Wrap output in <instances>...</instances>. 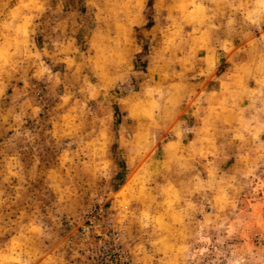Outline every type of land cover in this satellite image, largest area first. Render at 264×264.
Segmentation results:
<instances>
[{"label": "rangeland", "instance_id": "1", "mask_svg": "<svg viewBox=\"0 0 264 264\" xmlns=\"http://www.w3.org/2000/svg\"><path fill=\"white\" fill-rule=\"evenodd\" d=\"M140 1L0 0V264H264V0Z\"/></svg>", "mask_w": 264, "mask_h": 264}, {"label": "crops", "instance_id": "2", "mask_svg": "<svg viewBox=\"0 0 264 264\" xmlns=\"http://www.w3.org/2000/svg\"><path fill=\"white\" fill-rule=\"evenodd\" d=\"M144 1L145 0H141L140 2H137V4L133 5V7H132L133 20L135 22H138L139 24L140 23H144V18H143ZM162 1L163 0H157V2H159L160 5H161ZM196 1L197 0H195V2H194L195 6H197V2ZM202 4H203V2H202ZM191 5H193L192 2H190V5H189L190 8H191ZM180 20H182V19H180ZM197 21L198 20H192L191 19L190 22H191V24H194ZM195 37H198L197 34L195 35ZM229 38H230V36H224L223 35L222 37H220L218 39V41H217L218 45H216V43L212 42L211 44H208V49L205 50V51H198L197 47H196V44L193 45V46L190 45L189 48H187V47L185 48L184 47L183 49H181V54H180L182 56L181 60L184 61V59L189 57V59H190L189 61L191 63L189 67H185V71L183 72L185 74V78L184 79L186 80L187 77H189V78H193V77L194 78H198V76L196 75L198 73L197 69H196L197 66H198L197 65L198 63L196 62V57H198L200 55L201 57H203L205 59L206 57L215 56V55L219 54L218 53L219 50L224 51V48H225L224 46H226V43H228ZM193 55L195 56V59H194V57H192ZM201 70H202L203 74L207 76V77L205 76L201 80L202 81L201 84L204 83V82L210 81L211 80V76L208 77V74H211V75L213 74V68L206 66L205 68H201ZM187 73H189L188 76H187ZM192 75H194V76H192ZM220 77L221 76H216L217 80H220Z\"/></svg>", "mask_w": 264, "mask_h": 264}]
</instances>
